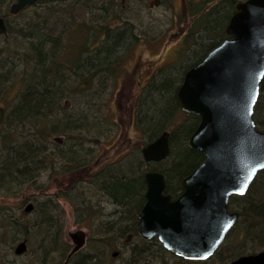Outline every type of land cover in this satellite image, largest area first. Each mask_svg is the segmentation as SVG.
<instances>
[{
  "label": "rangeland",
  "instance_id": "rangeland-1",
  "mask_svg": "<svg viewBox=\"0 0 264 264\" xmlns=\"http://www.w3.org/2000/svg\"><path fill=\"white\" fill-rule=\"evenodd\" d=\"M13 1L3 0V5H0V17H4L6 24L10 28L15 27L20 33L15 35L10 28L0 32V71L5 74L0 91V105L5 106L7 115L29 89V78L36 82L35 85L39 82L35 71L38 64L26 59L27 54L25 55V49L20 44L25 33L22 31L23 24L35 14L34 7L26 9L23 14H11L9 8ZM217 1L219 0H211L206 8H212ZM206 3L205 0H189L188 3L183 0H115L118 16L115 15L114 24L129 22V26L134 28L135 38L127 37L116 50L112 71L106 70L93 76H89L86 71L80 75L70 70L65 71L68 83L60 99L62 109L58 116H49L43 121L39 118L31 122L23 120L17 124L16 129L8 120L0 128V158L2 150L5 153L9 147L20 146L24 141L33 139L43 159L39 164L31 166L33 178H23L21 186L17 183L3 184L0 181V264H41L38 256L43 250L39 246L40 233H35L34 239L29 241L30 238L25 234L9 229L6 217L4 219L3 216L12 215L34 230L33 223L39 225L36 209L45 205L50 207V212L60 226L61 241L56 244L59 249L63 246L72 249L74 242L71 233L80 229L87 234V241L81 249L97 251L104 258L103 264H129V259L133 258L132 249L143 247L141 243L137 246L138 240L134 236L130 237V232L122 236L104 237L107 228L104 222L112 217L109 214L115 210V203L101 192L94 177L112 161L119 164L127 156H142V148L150 141L151 136L153 140L164 130L171 133V159L179 147L173 133L183 123L191 121L195 126L198 123V118L186 115L179 106V110L173 109L176 112L152 134L151 128L145 126V123H151L149 116H145L144 111V122L141 115L142 109H148L147 101L149 91L154 87L153 81H157L159 85L166 82L161 79L160 71L167 69L173 73H181L177 80L176 77L174 79L181 84L185 70L205 53L204 47L218 40V37L209 35L203 29H192L195 19L192 13L205 11L202 8ZM37 9L40 10L41 7ZM101 34L104 35L103 32ZM194 37L197 39L193 41ZM96 43L97 41L93 45ZM85 79H90L89 82L95 86L99 85L96 86L98 89L93 91L85 88ZM143 96L146 99L143 101L145 107L143 105L142 108L139 102ZM170 110L168 109L169 113L173 111ZM77 112L88 114L85 127H63L61 118ZM112 119H115V124ZM58 121L61 124L58 125ZM192 128L190 126L188 130L185 127L183 130L189 132ZM189 137L184 140L186 144ZM74 150L78 152L74 153ZM63 154H68L71 158H63ZM162 161L148 162L147 165L145 163L142 166L143 172L163 167L165 162ZM22 197H26L24 201ZM28 203L36 206L33 212H25ZM240 229L238 227L235 234L229 235V243L225 244V248L203 262L179 257L165 248L160 250L159 240H147L144 245L146 250L142 251L144 260L137 264H222L221 259L233 255V246L243 247L244 253L264 248V241L253 243L244 240ZM25 238H28V249L17 254L15 248ZM115 251L119 253L114 256ZM62 255L61 251L53 254L57 259L53 264L59 263ZM49 261L52 262L46 255L43 263L52 264Z\"/></svg>",
  "mask_w": 264,
  "mask_h": 264
},
{
  "label": "trees",
  "instance_id": "trees-1",
  "mask_svg": "<svg viewBox=\"0 0 264 264\" xmlns=\"http://www.w3.org/2000/svg\"><path fill=\"white\" fill-rule=\"evenodd\" d=\"M205 1H207L205 6L202 4L204 6L202 9L205 11L201 10L198 13H192V16L195 17L192 29L195 30L197 27L200 30L203 29L209 35L218 37V40L204 47L203 52L205 51V53L202 52L203 55L199 59L227 36L226 26L231 15L236 10L237 3L235 0H219L212 8H206L211 0ZM1 4L3 5V0H0ZM32 7H34L33 13L35 14L31 15L23 24L22 31L25 33H23L24 37L20 44L25 49V55L27 54L26 59L32 61L33 64H38L37 68L34 67V69L36 68L35 71L39 82L35 85L36 82H32V78H29L31 82L29 89L23 93L20 97V102L6 116L5 123L8 120L10 123L12 121L18 122L16 120L21 118H29L30 122L37 118L43 121L49 116H58L59 110L62 109L60 99L63 97L68 83L64 72L70 70L80 75L86 71L89 76H93L102 71L104 66H109L108 69L112 71L116 50L123 45L127 37L135 38L133 33L134 28L131 25L129 26V22H123V25L114 24L115 15L118 16L117 9H115V0H39L36 4L26 9ZM37 7H41V9L38 10ZM191 7L189 8L191 9ZM26 9L20 11L18 14H23ZM4 21L6 28H10L11 26L6 24V19ZM9 30H12L15 35L16 33L20 35L15 27ZM194 39L195 37L193 41ZM81 41H84V43ZM95 41L97 43L93 45ZM195 44H198V41H195ZM82 60H87L88 62L89 60H93L100 67L95 65V67L90 68L89 63L87 68L82 67ZM159 73H161V79L166 80L163 83L165 85H159L157 81H153V83L155 82L153 84L154 87L149 91L150 96L147 101L148 109H142L143 105L145 107L143 101L146 99V96H143L139 102L143 111V115H141L142 119H145V122V116H149L151 120V123H145V126L151 128L152 134H154L153 131H158L164 125V121L171 117L176 112V109L179 110L177 90L180 84L176 83V80L181 76V73L178 74L177 71L173 73L167 69ZM4 75L0 71V91L2 90L1 86L4 82ZM175 77L176 80H174ZM89 81L90 79H85V82H83L85 88L96 91L98 89L96 86L99 87V85L95 86V84H91ZM169 83L171 84L166 85ZM88 98L90 97L88 96ZM168 109L175 110L169 113ZM144 111H146L145 116ZM191 116L192 118L193 116L196 117L194 114ZM88 117V114L84 115L81 112H77V114L72 116L61 118V122L63 127L80 129L85 127L84 125L87 124ZM254 118L258 127L264 129V79L262 81L261 93L255 106ZM57 124L61 123L58 121ZM190 126H193V128L189 132L183 130L185 127L189 130ZM14 127L16 129L17 125L15 124ZM194 130L195 124L191 123V121L183 123L181 127H178L173 133L176 137L175 141L179 145L175 155L169 159L173 153L171 150L169 156L164 159L165 164L163 167L151 168L161 170L166 174L167 191L170 193H176L182 189L181 179L192 172L204 158L202 151L190 147L184 142L186 137L190 136ZM152 137L149 139L150 141H152ZM32 140H26L20 146H11L10 149L7 148L5 150V153L2 150L0 158L1 183L18 184L23 179L19 177V172L26 174L24 178H33L31 166L39 164L43 159L38 147L35 146L36 141ZM76 152L78 151L74 150V153ZM62 157L71 158L68 154H63ZM145 163L147 165L142 156L133 154L132 156H127L119 164L112 165L110 163L106 165L94 177L101 192L115 203V210L109 214L112 217L110 219L107 218V221L104 222L107 227L104 237L110 238V236L114 237L115 235L122 236L127 232L133 233V236L138 240L137 246H139V243L143 245V247L132 249L131 256L133 258L131 260L135 263L144 260L142 251L146 250L144 245L148 242L140 238L136 231L138 215L145 203L144 192L146 181L142 170V166ZM35 207L34 205V210L36 209ZM230 207L239 210L240 218L235 229L229 232L226 240L215 254L220 249L226 247L225 244L229 243V235L235 234L238 227L241 228L240 235H242L244 240H249V242L253 243H262L264 241V169L259 172L245 194L231 196ZM50 211V207L47 205L40 206L38 210L36 209L39 225L33 223L34 230H31L27 224L21 223L18 218L12 215H4L3 218L5 219L6 217L9 229L12 228L16 232L25 234L26 237L30 238L29 241L34 239L35 233H40L39 246L43 247V250L38 256L41 264H44L43 259L46 255L48 259L52 260L49 263L53 264L57 260L53 254L58 253V251L63 253V257L57 264H103L104 258L97 251H84L83 249L71 254L69 260H67V255L71 249H67L64 246L63 249H59L56 246L59 243L61 234L54 219L55 216ZM22 217L24 216L22 215ZM154 239L158 241L157 238ZM158 244L160 245V250L164 249L160 242ZM242 248L240 246H233L231 248V252H233L231 254L233 255L226 259H221L222 264L243 254Z\"/></svg>",
  "mask_w": 264,
  "mask_h": 264
},
{
  "label": "water",
  "instance_id": "water-1",
  "mask_svg": "<svg viewBox=\"0 0 264 264\" xmlns=\"http://www.w3.org/2000/svg\"><path fill=\"white\" fill-rule=\"evenodd\" d=\"M39 0H15L9 10L18 14ZM0 28L6 29L0 17ZM221 42L191 66L177 91L182 110L200 115L188 145L204 154L203 161L181 179L182 194L166 192L161 170L144 172L145 203L136 225L144 239L158 237L174 254L191 259L211 257L236 224L240 213L229 211L233 194H244L264 169V130L254 119L264 79V0H240ZM5 110L0 106V124ZM170 131H162L142 148L145 162L162 161L171 153ZM28 203L25 212L33 210ZM71 253L86 242L82 229L71 233ZM28 249L24 239L17 254ZM115 251L113 255H117ZM226 264H264V248Z\"/></svg>",
  "mask_w": 264,
  "mask_h": 264
},
{
  "label": "bare ground",
  "instance_id": "bare-ground-1",
  "mask_svg": "<svg viewBox=\"0 0 264 264\" xmlns=\"http://www.w3.org/2000/svg\"><path fill=\"white\" fill-rule=\"evenodd\" d=\"M15 1V0H14ZM13 1V2H14ZM12 2V3H13ZM88 63H89V67L90 68H92V67H95V65L97 66L98 64H96V62H94L93 60H89V62L87 61V60H82L81 61V65H82V67H88ZM102 65V64H101ZM97 67H100V66H97ZM109 66L108 67H105L104 66V68H102V71H100V72H98L99 74L100 73H102V72H105L106 70L107 71H109ZM97 73V74H98ZM101 84V83H100ZM25 115H27V114H25ZM27 117V116H26ZM23 120H29L30 121V119L29 118H27V119H24V118H21V119H17L16 121H18V122H14V121H12V127L15 129V124L17 125L18 123H20L21 121H23ZM170 146H171V136H170ZM9 149H10V147H9ZM178 149V148H177ZM172 150V149H171ZM18 175H19V177H21V178H24V177H26V174L25 173H23V172H19L18 173ZM24 182H23V179H21L20 180V182H18V186H21V184H23ZM25 198L26 197H22V200L24 201L25 200ZM57 227L60 229V226H59V223H57ZM25 239H27V241H28V238H25ZM24 240V239H23ZM22 241V240H21ZM164 247V246H163ZM64 247H62V249H63ZM165 248V247H164ZM166 249V248H165ZM72 250V249H71ZM167 251H169L168 249H166ZM71 252V251H70ZM70 252L68 253V259L70 258ZM170 252V251H169ZM129 264L131 263V264H137V263H135L133 260H131V259H129ZM68 263V262H67Z\"/></svg>",
  "mask_w": 264,
  "mask_h": 264
},
{
  "label": "flooded vegetation",
  "instance_id": "flooded-vegetation-1",
  "mask_svg": "<svg viewBox=\"0 0 264 264\" xmlns=\"http://www.w3.org/2000/svg\"><path fill=\"white\" fill-rule=\"evenodd\" d=\"M183 1L186 2V3H188L189 0H183ZM0 32H1V31H0ZM139 82H140V81H139ZM143 85H145V84H143ZM178 101H179V100H178ZM0 106H2V107L5 108V106H3V105H0ZM179 106H180V103H179ZM189 115H193V114H189ZM194 115H196V118H198V123H197L196 126H195V128H196V127L199 125V123H200V115H198V114H194ZM6 116H7V110H6V108H5V114H4V117H3V121H2V123L0 124V128L5 124ZM112 121H113V123L115 124V119H112ZM111 164H115V161H112ZM182 192H183V187H182V189L178 190L176 193H171V194H172V199H176L177 197H179V196L182 194Z\"/></svg>",
  "mask_w": 264,
  "mask_h": 264
}]
</instances>
